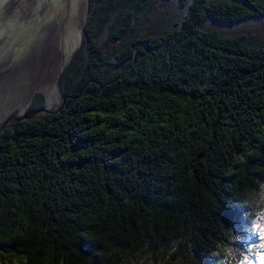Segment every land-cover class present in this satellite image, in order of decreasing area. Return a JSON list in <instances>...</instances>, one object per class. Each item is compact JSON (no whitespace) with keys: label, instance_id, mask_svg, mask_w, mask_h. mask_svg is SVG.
Wrapping results in <instances>:
<instances>
[{"label":"trees","instance_id":"obj_1","mask_svg":"<svg viewBox=\"0 0 264 264\" xmlns=\"http://www.w3.org/2000/svg\"><path fill=\"white\" fill-rule=\"evenodd\" d=\"M263 20L264 0H87L62 107L32 115L37 93L0 130V264L256 242L238 199L264 181V41L226 30Z\"/></svg>","mask_w":264,"mask_h":264},{"label":"rangeland","instance_id":"obj_2","mask_svg":"<svg viewBox=\"0 0 264 264\" xmlns=\"http://www.w3.org/2000/svg\"><path fill=\"white\" fill-rule=\"evenodd\" d=\"M86 7L87 0H0V130L5 124H12V114L24 115L37 93L44 96L46 108L31 114L46 115L62 107L56 80L60 69L80 45ZM226 32L245 33L261 42L264 20ZM44 75L52 80L43 87ZM34 84L36 91L29 98Z\"/></svg>","mask_w":264,"mask_h":264},{"label":"clouds","instance_id":"obj_3","mask_svg":"<svg viewBox=\"0 0 264 264\" xmlns=\"http://www.w3.org/2000/svg\"><path fill=\"white\" fill-rule=\"evenodd\" d=\"M238 203L241 208L248 209L244 213L249 221L245 231L255 237L256 242L241 248L238 244L242 238L235 229L223 227L209 255L214 264H264V181L244 189ZM103 247L113 264H190L191 252L185 251L183 241L179 239L172 240L156 252L145 246L131 255L117 254L110 241L104 242Z\"/></svg>","mask_w":264,"mask_h":264},{"label":"bare ground","instance_id":"obj_4","mask_svg":"<svg viewBox=\"0 0 264 264\" xmlns=\"http://www.w3.org/2000/svg\"><path fill=\"white\" fill-rule=\"evenodd\" d=\"M31 62V61H30ZM45 63V65H47V63L46 62H44ZM37 64V63H36ZM40 64V63H39ZM50 67V66H49ZM40 68V67H39ZM49 68H47L46 70H48ZM39 70V69H38ZM37 72V71H36ZM39 72V71H38ZM46 72V71H45ZM44 76H46V78H42V84L41 85H43V87L45 86V85H47L51 80H52V77L51 76H49V75H44ZM38 79V78H37ZM53 79H54V77H53ZM49 84H51V83H49ZM36 85L37 84H34V86L30 89V92H29V98H31L32 97V94L33 93H35V87H36ZM52 87V86H51ZM28 92V91H27ZM20 97V96H19ZM1 98V97H0ZM10 100V99H9ZM29 100V99H28ZM8 101V100H7ZM14 101H16V99L14 100ZM12 102V101H11ZM12 105V104H11ZM2 108V107H1ZM0 108V109H1ZM12 108V107H11ZM1 111V110H0ZM3 112V111H2Z\"/></svg>","mask_w":264,"mask_h":264},{"label":"water","instance_id":"obj_5","mask_svg":"<svg viewBox=\"0 0 264 264\" xmlns=\"http://www.w3.org/2000/svg\"><path fill=\"white\" fill-rule=\"evenodd\" d=\"M40 111H44V110H40ZM34 114L36 115V114H39V113H38V112H35ZM32 115H33V114H32ZM31 117H32V116L24 115V116L16 117L15 120H16V121H22V120L29 119V118H31ZM5 125H7V124H5Z\"/></svg>","mask_w":264,"mask_h":264},{"label":"flooded vegetation","instance_id":"obj_6","mask_svg":"<svg viewBox=\"0 0 264 264\" xmlns=\"http://www.w3.org/2000/svg\"><path fill=\"white\" fill-rule=\"evenodd\" d=\"M12 120H14V118H12ZM12 120H11V121H12Z\"/></svg>","mask_w":264,"mask_h":264}]
</instances>
